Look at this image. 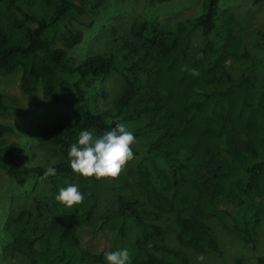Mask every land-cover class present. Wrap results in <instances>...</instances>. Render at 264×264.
Instances as JSON below:
<instances>
[{
  "label": "trees",
  "instance_id": "trees-1",
  "mask_svg": "<svg viewBox=\"0 0 264 264\" xmlns=\"http://www.w3.org/2000/svg\"><path fill=\"white\" fill-rule=\"evenodd\" d=\"M99 5L100 0H0V76L21 66L26 94L40 86L44 97L67 105L75 115L72 126L61 125L52 134L64 157L53 165L56 175L45 176L48 167L21 164L17 143L1 145V139L0 168L22 186L38 177L51 184L55 194L69 183L83 193V200L71 207L57 202L55 194L35 197L33 207L10 220L11 253L24 254L30 264H108L105 252L127 248L130 264H193L164 241L163 213L175 216L183 247L222 254L207 221L215 218L255 250L264 219V74L259 76L257 58L231 28L233 11H222L221 0H203L199 13L178 21L173 30L136 21L131 28L134 43L116 39L110 51L78 62L72 51L85 37L78 24ZM218 17L225 25L223 47L208 39ZM198 31L208 40L196 49ZM260 46L264 50V39ZM234 56L251 59L238 76L227 64ZM112 72L124 80L116 112L100 102L108 97L100 84ZM6 109L0 92V114ZM145 115L147 123L133 135L161 131L148 153L165 166H141L140 183L153 208L119 194L116 209L97 217V182L78 184L69 167L68 147L81 130L100 135L117 122ZM13 131L0 121V134ZM153 173L164 189L172 190L170 195L158 190ZM93 220L96 227L91 226ZM130 220L136 227L134 237L127 229ZM80 230L103 237L102 250L93 253L84 247ZM256 259L264 264V255Z\"/></svg>",
  "mask_w": 264,
  "mask_h": 264
},
{
  "label": "rangeland",
  "instance_id": "rangeland-1",
  "mask_svg": "<svg viewBox=\"0 0 264 264\" xmlns=\"http://www.w3.org/2000/svg\"><path fill=\"white\" fill-rule=\"evenodd\" d=\"M202 2L203 0H171L163 4H149L144 0H100L98 10L90 13L88 19L78 24L85 37L72 53L80 62L89 55L110 51L116 39H124L132 44L137 40L131 31L136 21H149L160 29L173 30L178 21L196 16L201 10ZM221 10L233 11L234 21L231 28L245 41L257 58L258 74L263 77L264 50L260 42L264 39V2L254 4L253 0H221ZM218 23L215 32L208 39L218 47H223L226 39L221 34L225 26L222 17H218ZM195 37L193 45L196 49L208 40L200 31ZM250 60L249 57L234 56L227 61L228 68L234 76H238ZM22 73L20 66L12 74L0 76V92L4 95V103L7 106L6 111L0 114V121L14 127L13 132L0 134L1 145L16 142L21 164L51 167L64 160L59 147L53 142L52 134L61 125L72 126L75 115L67 105L54 103L44 97L40 86L32 94H26L21 88ZM123 89L122 76L112 72L100 84V90L108 93L104 102H100L105 108L116 112L117 98ZM147 121L148 117L145 115L128 121L125 125L134 133ZM160 134L161 131H154L135 137V142L131 145L134 149L133 159L126 162L115 177L96 178L75 174L78 184L86 185L96 180L99 195L97 217L116 209L119 194L137 198L145 208H153L140 183V172L142 165L153 170V162L165 167L160 158L148 153L150 144ZM153 179L156 180L159 191L167 195L172 193V190L164 189L160 185L154 173ZM50 194H55L54 187L42 179L31 177L27 184L22 186L0 168V264H30L24 254L11 253L13 240L8 231L9 223L20 211L33 207L35 197ZM163 214L165 215L161 223L166 234L164 241L188 256L193 264H258L256 257L264 255V219L258 225V244L255 250L217 219H207L220 241L222 254H216L181 246L178 240L179 223L174 215ZM97 225L96 220H93L91 226ZM127 229L130 236L134 237L136 227L133 220L129 221ZM90 234L91 231L80 230L82 245L90 252H99L104 247V238Z\"/></svg>",
  "mask_w": 264,
  "mask_h": 264
},
{
  "label": "clouds",
  "instance_id": "clouds-1",
  "mask_svg": "<svg viewBox=\"0 0 264 264\" xmlns=\"http://www.w3.org/2000/svg\"><path fill=\"white\" fill-rule=\"evenodd\" d=\"M134 142L133 132L120 122L100 135H94L86 129L81 130L76 141L67 150L69 167L74 174L83 177H115L126 162L133 159L131 145ZM44 175H56L55 167L46 168ZM54 199L71 207L83 200V193L79 191L78 185L69 183L57 190ZM104 259L108 264H130L127 248L105 252Z\"/></svg>",
  "mask_w": 264,
  "mask_h": 264
}]
</instances>
